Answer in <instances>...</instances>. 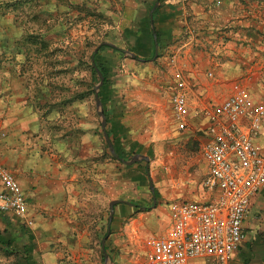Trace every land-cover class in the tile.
I'll use <instances>...</instances> for the list:
<instances>
[{
  "label": "crops",
  "instance_id": "1",
  "mask_svg": "<svg viewBox=\"0 0 264 264\" xmlns=\"http://www.w3.org/2000/svg\"><path fill=\"white\" fill-rule=\"evenodd\" d=\"M29 1L0 0V162L13 173L25 192L28 217L35 222V227L30 230L24 221L14 215L0 214V260L12 261L16 257L20 264H28V260L32 264L37 261L32 257L33 252L40 248L42 255L39 259L42 264H67L68 260L64 262V257L54 251L60 245H67L63 237H69L72 231L84 229L77 222L76 212L79 207L88 206V185H94L95 168L100 170L99 182L109 189L110 195L114 193L116 184H122L125 179L120 181V169L117 168L113 175L116 182L110 188V183L114 181L110 179L108 166L104 168L88 162L89 155L95 150L94 145H100L93 127H84L79 133L80 137L76 135L74 141L66 143L57 142L55 129L47 126L39 107L44 92L39 90L34 78L25 72L20 46L24 31L14 21L16 14L12 6L17 4L22 11L24 7L30 6ZM96 1L106 7L105 10L115 19V25L110 26L111 35L118 36L117 44H112L114 47H111L118 50L114 52L129 55V59L138 63L141 69L155 65V57L148 62L130 55L135 54V50L139 51L140 44H146L142 40L141 24L147 13L146 7L155 0ZM34 3L37 5L38 21H44L47 16V0H34ZM52 4L56 7L54 0ZM156 5L159 7L160 2H156ZM187 7L188 12L185 14L180 5L165 0L157 17V27L162 30L166 28L169 43L163 50L160 63L155 68L152 67L155 94L150 98L151 109L142 105L134 113L140 121H151L149 142L145 140L142 129L135 132L131 122L123 120L124 116L128 119L124 109L123 113L121 110L117 112V118L122 125L120 129L124 130L128 139V144L123 147L139 150L137 154L149 157V162L141 160L132 165V168L136 166L135 172H139L144 165L149 175L150 165L153 168L166 164L167 161L171 164L174 159L178 161L181 155L178 157L175 149H185L184 190H179L174 185L172 189L160 193L156 183L158 198L176 200L174 202L177 203H202L212 201L217 192L212 193L204 187L209 165L201 152L208 139L209 121L202 114L194 116L193 111L221 104L233 94L246 97L254 103L264 97V0H188ZM50 12L54 18L60 14L56 8ZM186 16L189 17L185 18ZM189 30L195 32L196 41L185 46L177 65L186 72L189 112L188 127L185 132H181L174 119L171 101L175 86L174 70L170 63L167 64L165 53L169 48L177 49L185 42ZM120 37H124L131 51H123ZM137 38L142 42L137 44ZM106 58L111 57L106 55ZM114 64L120 66V62L115 61ZM112 87L115 92L114 101L121 108L123 106L117 101V84L113 83ZM148 112L151 113L149 117ZM130 136L133 137L131 142ZM257 142L264 147V121ZM195 157H201V160ZM204 162L207 170L203 166ZM140 175L142 173H137L134 177L139 178ZM1 190L3 187L0 183ZM119 193H122L120 189ZM128 203L132 205L124 203L115 208L114 228L121 224L119 209L124 213L129 207L131 213L135 214L130 218L131 223L139 228L140 233H148V240L166 237L174 224V214L170 225H160V203L157 202L154 206L153 202L152 212L157 215L150 217L146 214L152 212L148 211L135 217L137 205ZM140 209L145 210L143 207ZM145 223L150 225L145 227ZM244 229L247 239L235 252L232 263L264 264V189L253 198ZM85 239V235H81L73 242V246H82ZM85 257L89 255L79 254V258L70 259V263L87 264ZM198 263L206 264L204 261Z\"/></svg>",
  "mask_w": 264,
  "mask_h": 264
},
{
  "label": "rangeland",
  "instance_id": "2",
  "mask_svg": "<svg viewBox=\"0 0 264 264\" xmlns=\"http://www.w3.org/2000/svg\"><path fill=\"white\" fill-rule=\"evenodd\" d=\"M54 1L56 7L53 4V6L51 5L53 0H47V16L41 22L43 26H40V24L39 28H37L38 22L35 19L36 9L32 7H24V10L18 11V16L14 20L15 24H17L19 17L26 16V27L21 23L17 24L20 29L22 25V31L26 30L23 32L20 46L21 51L23 50L25 72H28L31 78H34L36 85L40 88L39 90L44 92L42 101L39 102L43 118L47 126L55 129L57 142L67 143L70 140L74 141L76 135L80 137L79 133L85 129L84 127H93L94 133L99 137L100 145H94L95 150L91 156L89 155L88 162L102 165L104 168L108 166L110 179L112 178V181H114L110 183V188L116 182L113 175L117 168L120 169V181L125 179L122 184H116L114 193L110 195L109 189L105 185L100 184V176H98L100 170L98 167L95 168L94 185L93 183L88 185L90 198L86 201L88 206L83 205L76 212L77 222L84 229L72 231L69 237H63V241H66L67 245L56 247L54 252L60 253L65 259L63 260L64 262L68 260L67 264H71L70 259H78L79 254L82 253L89 255V257L84 258L87 264H105V259L104 261L102 260V255L104 254L102 252V241L109 229L110 203L114 200H124L136 204L137 209L134 211L137 213L135 216L137 217L141 212H152L154 209L152 208L154 194L151 191L150 182L153 183L155 188L156 183L159 185L160 193H165L168 189H172L174 185H177V189L184 190L185 149L183 147L175 149V154L178 157L181 155L178 161L173 158L174 161L171 164L167 161L166 164L156 165L153 168L150 165V174L146 178L144 186H140L137 182L130 180V177H134L137 173L146 174L144 165H142L139 172H135L137 171L136 166L132 168L133 170H126L123 167V163L110 159L104 143L105 138L101 126V118L97 113L96 100L89 90V85L91 81L90 63L93 52L102 44V41L106 40L111 44H117L118 36L113 33L111 35L112 30H110V26L115 23V19L105 10L107 8L102 7L100 2L96 0ZM54 8L60 13L55 18L50 12ZM187 8L186 11L188 12ZM110 9L112 11V8ZM187 17L189 16L185 18ZM41 30H43V34L45 32L44 41L48 43V46H46L44 41L39 44L36 39L37 32ZM120 40H122L120 42L124 48L123 51H131L124 37H120ZM165 54L168 64L170 54L168 52ZM106 55L113 57L112 59L110 58L113 64L115 61L120 62V66L114 64L112 80L113 83L117 84V92H119L117 101L123 106L124 114L128 115V119H125L124 116L123 120L130 121V125H132V129L135 132L142 129L145 134V140L149 142L152 127L151 121L149 119L140 121V119L135 117V114L137 110L143 107L142 105H147L151 109L150 98L155 94L154 84L152 83V78L154 77L152 67L155 68V65L160 62L158 61L151 68L147 66L146 69H141L138 63L129 59V55L117 54L109 49L105 51L103 56L106 57ZM53 60L57 61V64L50 67L49 64ZM120 60L124 61L123 64H121L122 61ZM53 68L57 71L54 75H52ZM141 78H143L144 82ZM145 80L149 82H145ZM53 82L59 86L58 89L54 90L51 88ZM82 95L84 98H81ZM147 114L148 117L151 116V113L148 112ZM131 138L133 137L130 136V142L132 141ZM133 157L134 155L131 156L130 160ZM195 158L201 160V157ZM203 166L207 170L206 162H204ZM118 189L122 193L118 194ZM174 201H166L164 198L159 199L157 197L158 204H161L158 210L160 211V217L158 215L160 225H170V219H174L172 205L180 204ZM142 207L145 210L140 209ZM131 212L129 207L124 213L119 209V215L122 217L120 220L121 224L114 228V215L113 222L110 225L111 233L106 241V246H108L112 264H144L149 254L148 233H140L139 228L131 223L130 218L135 215ZM146 215L150 217L157 214L152 212ZM143 221L146 222V220ZM33 223V226L27 225V228L33 230L35 222L33 221ZM149 225L145 223L143 226L148 227ZM83 234L86 237L85 244L80 247L73 246V242H76ZM33 253L34 256L32 257H35L37 261L35 263L32 262V264H42L39 259L42 255L40 248L34 250ZM17 260L16 257L12 261L9 259L7 261L0 260V264H19ZM212 261L211 259L206 264H211Z\"/></svg>",
  "mask_w": 264,
  "mask_h": 264
},
{
  "label": "built area",
  "instance_id": "3",
  "mask_svg": "<svg viewBox=\"0 0 264 264\" xmlns=\"http://www.w3.org/2000/svg\"><path fill=\"white\" fill-rule=\"evenodd\" d=\"M186 14L188 0H170ZM187 39L170 54L175 86L171 98L178 129L188 127L186 72L178 68L180 53L196 41L189 30ZM209 121L202 157L209 165L204 180L206 190L216 193L208 202L172 205L174 224L165 238L148 240L149 254L144 264H233L235 252L246 241L244 223L253 198L264 189V147L259 145L264 121V97L254 103L238 94L224 102L194 110ZM0 214H12L28 226L29 208L19 181L0 162Z\"/></svg>",
  "mask_w": 264,
  "mask_h": 264
},
{
  "label": "trees",
  "instance_id": "4",
  "mask_svg": "<svg viewBox=\"0 0 264 264\" xmlns=\"http://www.w3.org/2000/svg\"><path fill=\"white\" fill-rule=\"evenodd\" d=\"M160 2L159 7L157 8V10L154 13V28H155V33L157 35V40H158V45H159V56L157 57L156 61H154L155 63H157L158 61L160 62L161 56L163 55V50L166 49L168 47V43H169V39L168 35L166 33V28L162 29H158L157 27V17L159 15L160 10L163 7V1L165 0H155L153 4H149L146 7V15L143 18V24H141L143 30L141 31L143 38L142 40L144 41V43L146 42V44H148V46H145L146 44L142 45L140 44V49L135 50V54L137 56V59H144L147 60L148 62H151V60L154 59L155 57V39H154V32L152 29V25H151V17H150V12L153 9V7L155 6L156 2ZM30 7L35 8L36 9V15H35V19L38 22V27L43 26V21H38L39 16L37 14V5L34 3V0H30ZM12 7H14L15 10V14L16 16H18V12L16 10H20L21 8L20 6H18L17 4H14ZM20 19V20H19ZM19 19H17V24L19 25L20 23L25 25L24 27H26L27 21H25L26 16H22V18L19 17ZM55 21V20H54ZM41 24V25H40ZM40 25V26H39ZM113 26V24H111ZM21 29H22V25H21ZM25 30V29H24ZM23 30V31H24ZM26 31V30H25ZM43 30L37 32V37L36 39L40 42L43 43L44 39V34L42 32ZM41 32V34H40ZM109 35V33H108ZM33 38V36H32ZM37 41V42H38ZM140 42H142L140 39L137 38L136 43L139 44ZM44 43H46L44 41ZM103 43H109L106 40L102 41ZM46 46H48V43H46ZM111 50V51H118L117 49L111 48L109 46H102L100 48V50L95 54V51L93 52L92 56H91V63H90V72H91V81H90V85H89V90L91 91V94L93 97H95V86L99 83L100 78L99 75L95 69V66L99 69V71L103 74L104 76V85L102 86L100 92H99V97L101 99V102L103 104V108H104V112H105V116L107 118V132L109 134V137L115 147L116 153L118 154V156L121 159L124 160H130L131 156L136 155L138 151H134L131 149H126L125 147H123L124 145L128 144V139L127 136L124 132V130H121L120 127L122 126L120 123V119L118 120V115L117 112H121L122 111V107L120 108L118 103H116L114 101V90H113V76H114V64L112 62V60L106 58L105 56H103V52L105 50ZM169 54H171V52L174 50V48H169L168 49ZM57 61H52L49 66L53 67L56 66ZM52 75H54L57 71H55V69H52ZM51 78V77H49ZM53 86V87H52ZM51 88L56 90L59 88V86L57 84H55L54 82L52 83ZM43 97V95L41 96ZM81 98H84L83 95ZM52 107H54V105H52ZM121 110V111H120ZM116 117V118H115ZM122 128V127H121ZM104 143H105V147L106 150L108 151L107 153L109 154V157L111 160L117 161V159H115L112 154L110 153V149L109 146L107 144V142L104 139ZM132 153V155H131ZM119 161V160H118ZM122 163V162H121ZM126 170H131L133 166H123ZM146 170V174L144 173V175H140L139 178L137 177H130L131 180L137 181L141 186H144L146 184V178L148 177V170ZM155 196L156 198L158 197V194L155 192ZM117 207V206H116ZM107 236V233H105L104 238ZM106 250L107 252L109 251L108 246H106ZM103 252V250H102ZM28 260V259H27ZM102 260L104 261V254L102 255ZM28 264H31V261L28 260ZM20 264V263H19Z\"/></svg>",
  "mask_w": 264,
  "mask_h": 264
},
{
  "label": "water",
  "instance_id": "5",
  "mask_svg": "<svg viewBox=\"0 0 264 264\" xmlns=\"http://www.w3.org/2000/svg\"><path fill=\"white\" fill-rule=\"evenodd\" d=\"M159 4V3H158ZM157 5L152 9L151 11V24H152V28H153V32H154V39H155V43H156V46H155V50H156V53H155V59L158 57L159 55V45H158V40H157V35L155 33V28H154V12L155 10L157 9ZM110 46V47H114V45L110 44V43H103L101 44L96 50H95V54L100 50V48L102 46ZM130 55L133 57V58H136V55L134 53H130ZM95 69L99 75V78H100V81L99 83L95 86V100H96V107H97V113L98 115L100 116L101 118V126H102V130H103V133H104V138L109 146V149H110V152L112 154V156L119 160L120 162H122L124 165L126 166H132L134 165L135 163L141 161V160H144L146 162H149V157L147 156H144V155H141V154H137L136 156H134L131 160L127 161V160H124V159H121L118 154L116 153V150H115V147L109 137V134L107 132V118L105 116V112H104V108H103V104L101 102V99L99 97V92L102 88V86L104 85V76L103 74L99 71V69L95 66ZM150 187H151V191L152 193L154 194V206H156V203H157V199H156V196H155V187L153 185L152 182H150ZM130 204L126 201H122V200H114L110 203L109 205V208H110V216H109V229H108V232H107V236L103 239L102 241V250H103V253H104V259H105V264H112V259L109 255V253L107 252L106 250V241L111 233V229H110V225L111 223L113 222V219H114V215H115V208L117 205L119 204ZM132 205V204H130Z\"/></svg>",
  "mask_w": 264,
  "mask_h": 264
}]
</instances>
